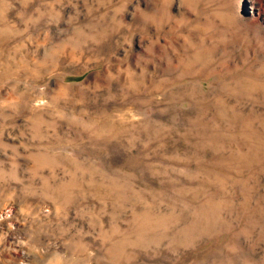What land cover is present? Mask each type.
Wrapping results in <instances>:
<instances>
[{"label": "rangeland", "instance_id": "374dc122", "mask_svg": "<svg viewBox=\"0 0 264 264\" xmlns=\"http://www.w3.org/2000/svg\"><path fill=\"white\" fill-rule=\"evenodd\" d=\"M0 264H264V0H0Z\"/></svg>", "mask_w": 264, "mask_h": 264}]
</instances>
